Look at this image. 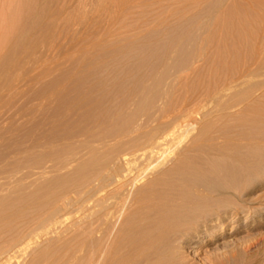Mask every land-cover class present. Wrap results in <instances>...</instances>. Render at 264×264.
<instances>
[{"label":"rangeland","instance_id":"374dc122","mask_svg":"<svg viewBox=\"0 0 264 264\" xmlns=\"http://www.w3.org/2000/svg\"><path fill=\"white\" fill-rule=\"evenodd\" d=\"M0 1L34 19L0 63V264H120L183 160L222 190L178 207L200 220L172 231L212 226L159 264H264V0Z\"/></svg>","mask_w":264,"mask_h":264},{"label":"bare ground","instance_id":"6f19581e","mask_svg":"<svg viewBox=\"0 0 264 264\" xmlns=\"http://www.w3.org/2000/svg\"><path fill=\"white\" fill-rule=\"evenodd\" d=\"M22 6L23 5H18V4L13 5V4H11V2L6 3L5 1H2V2L0 1V63L1 64L6 63L8 60L11 59L10 55L12 54L11 53L12 49L19 45V43L23 40V38H25L27 36V34L30 32L31 28L33 27L32 26V19H33L32 14L29 12V10L23 8ZM32 30H33V28H32ZM13 50H16V49H13ZM11 57H12V55H11ZM161 136H163V135H161ZM162 138L164 139V136ZM156 140L160 141L161 140L160 136L151 137L147 141L149 143V142H153V141L155 142ZM160 144H161V142L158 144V146ZM155 146H157V145H155ZM148 147H149V145H148ZM153 148H154V146H153ZM145 149H146V147H145ZM147 151H148V149H147ZM153 153H155V151ZM183 163H185V165L181 169H179V167H178L177 169L175 168L174 170H170L169 172L166 173V175H155L151 179V181L148 182L149 183L148 186L151 185V186H159L160 187L159 190H157L153 193L151 192L152 193L150 195L151 199L148 200V198H147L148 202L143 201V199H141V201L139 199H138L139 201L135 200L136 207L134 209V212L138 213V215H140L142 212L146 213L147 216L149 217L148 220L150 222L149 223L147 222L144 226H142L141 229H139L134 240H132L131 242L126 241L125 244H124V242L122 243V245L124 244V246L122 248L124 252H123V256H122L120 264H159L160 259L163 255V252L166 249L172 248L173 244H176V248L182 250V248H184V245L187 244V239H188V237L191 236V232L193 234V240L191 242L192 244L199 243L200 239L203 238L205 235H207V232H205V228H204L207 224L206 225L202 224L200 227H198L197 229H194V230L191 228H185V229H183V231H180V232L179 231L176 232V231L171 230L172 226L179 224L183 220L184 221H192V222H194L196 220L197 221L200 220V216L191 217V215L189 213H185L182 211H180L181 213H178V210H177L178 207L189 205V206H192L196 209H201L203 206V205H201L202 204L201 202L203 200H205L206 198H208L207 196L210 193H216V192H219L222 190L221 185H219V183L215 182L216 179H214L213 177L211 178V174H210L209 169L203 170V169L196 168L197 173L195 175H187L190 171V167L188 166V164L185 160H183ZM180 172H182V173H180ZM239 173H240V175H257V174H259V168L255 165L251 166V167L240 165ZM180 174H182V175H180ZM138 177H140V176H138ZM138 177L135 178L133 175L131 178H134V179H125V180H123L122 183H120L121 179L124 178V175H115V176H113L112 181L115 183H117V182L120 183L121 187L125 186V188H123V189H125V192H123L124 196H125V193H127L126 190H128L129 188L131 189V188L135 187L134 185H136L139 182ZM143 178H144V176H143ZM106 185H108V184H106ZM105 187H103V188H105ZM152 189H154V187ZM95 191H96L97 196H99L101 194L100 192L103 191L102 186H99V187L97 186ZM136 192L138 193L139 191H136ZM121 194H122V192H121ZM115 195L117 196V194H115ZM111 196H108V198H112ZM126 198H127V196H126ZM115 200H116V198H115ZM99 201H100V199L96 203L97 209L100 207V205L102 206V204H101L102 202L100 201L101 202L100 203ZM142 201L144 203L146 202V210L144 209L145 206H143L144 204ZM120 207H121V205H120ZM123 210H124V208H123ZM117 213H119V212H117ZM223 218H224V221L228 219V217H225V216ZM129 219H130V217H129ZM187 224H188V222H187ZM161 225H164L163 227H164V229H166V231L164 230V232H162L161 234L160 233L155 234L154 232L156 231V229H158L157 227H159V226L161 227ZM123 226H124V224H123ZM169 226H170V228L168 229ZM207 226L211 227L212 225L208 224ZM98 232H99V230H97V233ZM129 232H131V231H129ZM132 232L134 233L135 231L132 230ZM165 232H167V233H165ZM126 233H128V232H126ZM209 233L211 234L212 232H209ZM109 235H110V233H109ZM172 236H173V238H172ZM120 240H122V239H120ZM124 240L125 239H123V241ZM197 247H198L197 245L191 247L192 249H194V251H193L194 254H195V252L197 253ZM100 257H101V252L98 251L96 253V264H99Z\"/></svg>","mask_w":264,"mask_h":264}]
</instances>
